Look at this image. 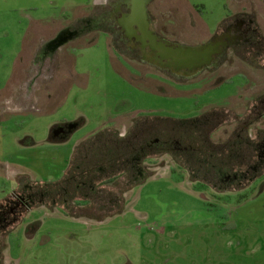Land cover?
I'll use <instances>...</instances> for the list:
<instances>
[{
  "label": "rangeland",
  "instance_id": "1",
  "mask_svg": "<svg viewBox=\"0 0 264 264\" xmlns=\"http://www.w3.org/2000/svg\"><path fill=\"white\" fill-rule=\"evenodd\" d=\"M87 2L0 0V203L17 193L26 202L0 220V264H264V103L254 100L264 99L262 42L226 59L213 47L207 70L188 79L133 53L117 59L103 33L43 50L86 15ZM148 7L171 41L206 42L242 21L264 37V0ZM194 118L211 119L225 162L202 161L176 132ZM128 133L142 137L135 149L144 152L128 167L143 175L127 186L123 176L104 182L114 167L100 154L88 159L94 144ZM100 197L111 206L85 200Z\"/></svg>",
  "mask_w": 264,
  "mask_h": 264
},
{
  "label": "flooded vegetation",
  "instance_id": "2",
  "mask_svg": "<svg viewBox=\"0 0 264 264\" xmlns=\"http://www.w3.org/2000/svg\"><path fill=\"white\" fill-rule=\"evenodd\" d=\"M131 1L132 0H102L100 5L98 6V3H96V1L88 0L90 4H88V2L86 4L88 9L86 10L87 11L86 15H84V17L81 18L76 24L75 23L70 24L69 26L65 27V29H60L57 35L50 38L49 42L45 44V47L44 45L42 46L43 50L48 46H52L53 44H58L62 42L64 40L63 37L66 36L73 38L74 40L71 39V42H75V40L83 36L85 37L88 36L90 32L103 33L105 37L110 36V38L112 39L114 43L113 50L115 51L117 59H122V58L125 59L127 57L126 55H122L121 51L126 54L130 53V55H132L133 53V55H138L142 57L144 60L150 62V64L153 63L155 66L160 68L164 67L166 71H170V73H173L178 77H184L188 79L194 76L196 77L200 73H204L207 70L206 69L207 64H204L199 69L197 68V62L199 61V59H209L207 53L210 54L213 47L220 48L219 49L220 52L218 53L217 59H226L227 57H230L232 55L236 56L238 52L242 53L244 48L248 47L249 49L253 50L256 47H258L259 49L261 42L264 45L263 35L262 36L259 35L260 38H257V35L253 33L255 31V28L253 27L250 28V26L246 27L247 25H245L244 21L241 22V25H244L245 27L243 29H240V31L233 32V30H230L229 27H227V29L223 31V33L220 34L219 36L217 35V32L214 31L213 34H210L208 38L209 40H207L206 42L203 41L200 43L190 45L177 41H171L166 39L163 35L162 36L159 35L160 32H162L163 30L162 26L164 24L160 23L158 18H154L150 14L148 6L151 0H146L145 3L146 14H147L146 27L142 25V23H140L139 21L136 22V20L132 19ZM94 5H96V7ZM194 10L196 11L195 8ZM250 18L252 17L250 16ZM250 22L251 21H248L246 24ZM229 32H231V34H229ZM228 34L232 36H229ZM79 41L80 39L78 40V42ZM71 42H65L66 44L65 43L63 44H65L66 46ZM169 45L173 47L184 46L189 48L207 47L208 49L207 51H203L204 50L203 49L197 55L192 54L191 56L176 58V57H171L170 53L165 51L162 47V46L169 47ZM242 46L244 47L242 48ZM215 58L216 56L214 57V59ZM36 59L37 57L35 56V60ZM168 59L173 60L172 63L169 62ZM180 59H187V60L184 62ZM32 60L34 61V59H31V61ZM52 61L53 59H50V64L52 63ZM30 68L32 70V71L29 70L28 72V74L31 76L30 78H35V80H38V78H36L37 74H40V76L43 75L41 74L42 73L41 71H39V73H37V71L34 72V68L32 66ZM119 71L121 72V70H118V72ZM259 96L261 97L260 103L263 104L264 103L263 92ZM60 126L61 125L59 124L58 128H60ZM220 175L224 179H227L228 177L226 173L223 174L222 170H220ZM58 184L60 183L53 184L54 189L56 188L55 186H58ZM25 186L22 187V189L25 188ZM45 188H50V187L48 186ZM67 189L70 190L73 189V185ZM51 191L52 190L46 191L47 196L50 194ZM25 203H26L25 198L20 193L19 194L17 193L14 198L5 199L2 203H0V220H3L2 219L3 215L6 216V214L10 210H12L13 208L21 207L22 205H25ZM13 216L14 217H11L10 220L16 218L15 215ZM6 225L7 224L5 222L1 224V227H5Z\"/></svg>",
  "mask_w": 264,
  "mask_h": 264
},
{
  "label": "trees",
  "instance_id": "3",
  "mask_svg": "<svg viewBox=\"0 0 264 264\" xmlns=\"http://www.w3.org/2000/svg\"><path fill=\"white\" fill-rule=\"evenodd\" d=\"M254 100L257 101V103H260V96L258 95L257 98H255ZM253 119H255V117ZM253 119H251V120H253ZM210 120L211 119H208V121L206 123V122H202V120L200 118L198 121H197V119L194 118L192 120H189V121H191V124L194 123V125L186 126V127H180L179 126L180 130L179 129L177 130L178 127H176L175 130H176V132L180 131V133L179 132L178 133L182 136H185L186 139H188L187 145H188L189 149H192V145L194 146V148L196 149V150L192 149L194 154H197V153H199V155H200V153L203 154V157H200V156L198 157V158H201L202 161H205L207 163V162H213L214 160L216 162L217 160L223 159V162H225V160L228 159V154L226 153V150H224V149H227L228 146H226V141H224V140L219 141L218 139L215 140L214 139L215 135L212 137V131H211L212 126L210 125V123H212V122ZM208 124H209V126H208ZM238 125L239 124L237 123L236 126H238ZM240 125L238 126V128H239L238 130H240ZM146 129L149 130L148 128H146ZM182 129H184V130H182ZM147 130L143 131V133L146 135L148 132ZM238 130H235V132ZM232 131H230V133L228 134L229 136L231 135ZM182 132H184L185 135H183ZM134 137H136V141H134L135 140ZM134 137L132 136L131 133L130 134L128 133L125 136H121L120 138L115 140L116 137H111V135H104V134L100 135V142H96L95 143L96 145L94 144V148H93L94 150L91 151L92 157L89 156L88 159L89 160L93 159L94 156H97V154H100V156H98V158H100L101 161L105 160L107 163L111 162L110 164L114 167V169L112 171H114V172L112 173L111 177L109 176L107 178V180H105L104 182L113 181V180H115L114 178L116 176H123L125 178V186H127V185L134 183V182H137V180H139L142 177L143 172L139 173L136 176H133L134 174H132V172H131L132 170L130 169L131 167H134L133 163L128 167L129 160L130 159L132 160V157H133V159H136L137 154H141L144 152V150L143 151H136V149H135L136 144H139L141 146V142L138 143V139H139V141H141L142 137L137 136V135L136 136L134 135ZM144 139H143V141H144ZM238 140H241V139H238ZM113 141H115V142L113 143ZM87 142H91V141L90 140L85 141V143H87ZM85 143L83 145H85ZM119 143H126V146H129L127 148L128 149L130 148V149L123 151L124 147L122 148ZM237 143H239V142H237ZM215 146H217V148H215ZM218 147H222V149H218ZM132 150L133 151L135 150V153L132 154ZM129 152H131V155L128 156L127 153H129ZM144 155H146V154H144ZM188 163H191V161L188 160ZM69 174H70V172L69 173L66 172L64 174L63 178L61 179V181L67 180L68 177L70 176ZM113 198H114V196H113ZM114 199H116V198H114ZM85 200L92 202L94 205L100 206V210L102 208H109L111 206L109 204H112V202H113V200L112 201L108 200V197H106V198L100 197V199L96 200V201L93 199H89V198L88 199L85 198ZM114 204L115 203H113V205ZM92 211H94V209ZM106 212H108V213H106ZM106 212L100 214V216H103V214H106V215L110 214L113 212V210L109 209ZM90 214L93 216H98L96 213L95 214L90 213Z\"/></svg>",
  "mask_w": 264,
  "mask_h": 264
},
{
  "label": "water",
  "instance_id": "4",
  "mask_svg": "<svg viewBox=\"0 0 264 264\" xmlns=\"http://www.w3.org/2000/svg\"><path fill=\"white\" fill-rule=\"evenodd\" d=\"M145 3L146 0H132L131 4V16L133 20L139 21L140 23H142V25H144L145 27L147 26V14H146V7H145ZM163 49L167 52L170 53L171 57H185V56H191L192 54H198L199 52H201L203 49V51H207V47L206 48H189V47H179V48H171V47H165L162 46ZM169 60V59H168ZM179 60V59H176ZM182 61H186L187 59H180ZM210 59H199V61L197 62V68H201L204 64H207L209 62ZM173 60H169V62L172 63Z\"/></svg>",
  "mask_w": 264,
  "mask_h": 264
}]
</instances>
